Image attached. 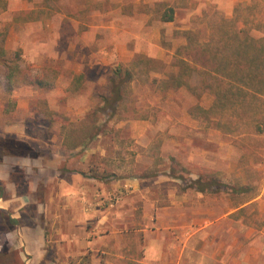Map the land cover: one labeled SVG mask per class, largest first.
Listing matches in <instances>:
<instances>
[{
	"label": "rangeland",
	"instance_id": "rangeland-1",
	"mask_svg": "<svg viewBox=\"0 0 264 264\" xmlns=\"http://www.w3.org/2000/svg\"><path fill=\"white\" fill-rule=\"evenodd\" d=\"M213 1L0 0V49L5 51L1 56L9 59L19 49L21 72L51 84L19 85L9 90L5 78L9 72L0 63V134H8L5 129L17 127L15 122L21 124L25 118L31 135L26 141L39 152L36 160L20 162L27 173L16 172V186L5 184L8 169L0 165V185L4 187L0 199V264H84L86 257L88 264H93L86 253L68 260L59 256L57 247L66 246L62 234L65 226L59 233L62 223L50 217L64 210L81 212L75 198L67 201L68 194L81 186L95 203L91 208L101 207L119 219L126 211L130 214L131 196L141 199L133 202L136 220L120 221L129 229L145 223L141 202L154 201L148 228H169L171 236L164 241L175 246L174 251L167 252L166 264L177 263L179 245L183 247L180 264H219L213 253L215 259L223 253L230 263L233 258L238 264H264V102L247 97L240 100L233 115L227 113L226 120L231 122H217L213 109L204 113L198 108L208 109L214 97L196 89L197 76L190 80L192 89L165 88L164 79L177 72L172 63L177 48L186 41L183 30H200L198 37L210 39L212 50L224 36L229 55L235 49L232 22L254 37L263 34L264 0H242L231 14L216 8ZM169 7L174 9V20L162 24L159 35H139L141 23L129 17L124 26L135 34L127 43L131 51L127 55L123 51L116 56L105 54L115 51L112 43L121 36L93 27L99 21L94 10L121 8L124 15L148 11L144 26L152 27ZM144 38L156 39L159 50L155 52ZM117 66L131 70L133 77L109 117L100 110L101 96L109 94L112 70ZM78 69L81 74L76 73ZM75 145L83 147L85 154L73 157L69 166L66 161L55 169L50 160L56 156L63 161L64 147ZM170 174L218 179L245 193L188 195L183 206H174V194L181 192L179 181ZM36 189L43 203L36 200ZM100 193L103 202H93ZM156 207L168 208L163 212ZM222 212L232 213L229 220L220 217ZM10 213L19 219L20 234ZM207 220L214 222L206 226ZM23 225L28 226L25 238ZM194 226L199 229L192 234ZM100 229L103 232L107 224ZM155 237L151 240L157 248ZM122 240H126L125 235ZM222 244L230 245L228 256L224 255L225 248L215 250ZM248 255L254 259H243Z\"/></svg>",
	"mask_w": 264,
	"mask_h": 264
},
{
	"label": "trees",
	"instance_id": "trees-1",
	"mask_svg": "<svg viewBox=\"0 0 264 264\" xmlns=\"http://www.w3.org/2000/svg\"><path fill=\"white\" fill-rule=\"evenodd\" d=\"M161 20L164 22L173 20L171 7L162 14ZM230 27L235 39V49L232 55L227 54L228 42L226 43L224 36L217 40V44L212 50L210 39L198 37L200 30H183L182 33L185 35L186 41L177 48L172 63L177 67V72L169 73L167 79H164L165 88L172 86L173 88L187 87L192 89L190 80L193 76H197L196 89H199L200 93H208L214 97V101L208 109L198 106L199 110L208 113L209 110L213 109L214 114L218 116L217 122L225 120L226 123L231 122V120H226L227 113L233 115L235 108L240 106V100L254 97L264 102V32L260 37H254L245 27H238L235 22H232ZM2 53L5 51L1 47L0 63L9 72L5 77L9 90L19 85L37 84L50 87L51 84L46 80L44 81V78L33 76L27 71L21 72V67L17 63L19 49L15 50L13 57L9 59L2 57ZM132 77V71L128 68L122 69L120 66L113 68L109 94L101 96L102 106L100 110L103 114H108L110 117L115 113L118 103L122 100L123 88L125 85H130ZM38 157L39 152L25 139L10 134H0V165L7 166L8 169L5 184L10 182L16 186V172L25 175L27 173V168L20 162L25 159L36 160ZM59 171L63 172L62 169ZM170 176L179 181L180 192L193 189L202 194L210 192L245 193L243 189L234 188L229 183L214 178L204 179L202 175L195 178L174 174H170ZM3 191L4 187L0 185L1 200H3ZM38 192L36 189V200L43 203ZM5 208L1 207V209ZM9 218L18 228L20 234L18 217L10 213Z\"/></svg>",
	"mask_w": 264,
	"mask_h": 264
},
{
	"label": "crops",
	"instance_id": "crops-1",
	"mask_svg": "<svg viewBox=\"0 0 264 264\" xmlns=\"http://www.w3.org/2000/svg\"><path fill=\"white\" fill-rule=\"evenodd\" d=\"M137 1V0H136ZM157 0H143L144 3H154ZM211 1V0H208ZM242 0H214V4L216 8L222 9L226 11L228 14H231L233 7L235 4L241 2ZM207 4V0H206ZM24 8V7H21ZM173 9V8H172ZM96 18H98V22L93 23V27L97 29H108L112 35H120L121 37H117L115 42H113V50H115L113 53L108 54L109 52L105 50H101L102 53L105 51L107 53V56H116L118 51H123L126 55L128 52L131 50L128 48L127 43L129 42L130 38H133L135 34L133 35V32L129 31L128 27L124 26L127 25L126 22L130 18L132 19H137L139 23H141V32L139 35L144 34V35H150L151 33H156L159 35V28L162 26V24L166 25L167 23H170L174 20L175 12L173 9V20L164 22L161 20H157L155 23H153L152 27L149 26H144L146 24V21L149 19V14L148 11H143V10H134L133 15L128 14L124 15L123 11L121 8H113L111 10H100L96 9L94 10V13ZM43 21H46L47 18H43ZM38 20V19H37ZM121 23V25H120ZM192 29V27L188 28ZM187 30V29H186ZM144 40L147 43H150L152 46L155 47V52L156 48L159 50V44L156 39H149V38H144ZM100 51V52H101ZM82 71L80 69L77 70V74ZM21 124H17V127L13 128H7L5 129L6 133L12 134L13 136L25 140H29L31 138V135L28 134L26 125L27 121H25V118L23 120H20ZM19 126L21 127L19 129ZM53 142L54 139H52ZM66 147V146H65ZM64 147V152L65 154V159L61 161V159H58L55 156L54 150H52V154H54V158L50 160L52 162V165L55 169H59V165L64 166L63 163L67 164L66 166H69L70 160L73 157L78 156H83L85 154V149L83 147L78 146H71V147ZM83 148V149H81ZM59 150V147H57ZM68 151L72 152L68 154ZM68 154V155H67ZM84 168V164L82 166ZM72 171V170H71ZM73 172H70L72 174ZM4 179V177H3ZM137 182V181H136ZM136 184L135 182H132L131 185ZM83 186L79 187L75 191H72L70 194H68V199L69 202L71 199L75 198L77 202L79 203V206L82 207V211H74V210H64L63 212H54L53 214H50V217H54L55 219L57 218L62 224L59 229V233L61 232L62 225L64 224L65 231L62 233L65 235V244L66 246H58V250L60 251L61 255L63 256V259H69L72 257H79L83 254H89L90 258L92 259L93 264H166L167 259H166V254L168 251L175 249V246L173 244L167 245L165 243V239L167 237L171 236L170 233L171 231L169 228L166 229H153V228H148V215H149V209L150 207L154 208V201L153 203H148L147 200H143L142 203V211L143 214L141 215V219L145 221V223L140 222V226L135 229V227H132L129 229L127 225H124L120 223L122 218H124L126 221L128 220L129 222H133V220H136V217H134V206L133 202L135 200H141L135 199L134 196H131V199L129 201V213L126 211L124 214V217L119 219L120 217L114 216V215H109L108 211L101 210V207L99 208H91L90 205H93L95 203H91L90 199H88L87 191L85 188H82ZM139 191V190H138ZM98 194V192H97ZM102 194V195H101ZM174 194V193H173ZM171 195V194H169ZM191 195L195 197H202V193H199L193 189H187L183 192H181V195L178 194L175 196L174 194V199L172 201L174 206H183L182 201H185L186 196ZM104 196L103 193H100L99 195H96L95 199L97 197ZM97 198L96 200H93V202H96L100 204V202H103L101 198ZM260 198V197H258ZM140 202V201H139ZM89 206H87V205ZM90 207V208H89ZM136 208V207H135ZM139 207H137L138 209ZM168 207H156L157 210H163V212H166ZM235 208L233 212L236 210L240 209ZM220 216L222 218L228 219L229 220V214H232L231 212L224 213ZM36 218V213L34 215ZM119 219V220H118ZM93 220V221H91ZM214 221L213 220H207L205 221V225L208 226V224H212ZM92 224L90 226H87V224ZM121 225H120V224ZM103 224V225H101ZM107 224V229H104L103 232H101V227L105 228ZM133 226V223H131ZM37 225V224H36ZM23 227L21 230V234L23 235V238H25L26 233V225L21 226ZM195 230L193 231L192 234H195L198 231V227L194 226ZM31 229V228H29ZM229 231V229H228ZM32 232L35 234L40 233L39 231H35L32 229ZM191 234V235H192ZM123 235L126 236V240L123 239ZM43 236V235H42ZM131 236V237H130ZM157 240L155 243L157 244V248L154 247V242L151 239ZM40 238V236L38 237ZM163 240V241H162ZM228 242H225L224 244H227ZM224 244L220 245L218 248H216V251H219L221 249H226V254L228 256V251L231 250L230 245L224 246ZM233 245V244H232ZM186 245L184 244V247ZM235 246V245H234ZM199 248H197L198 250ZM239 249V246L237 245V248ZM153 250L157 251L153 253ZM177 253H178V259L176 264L181 263V258L183 254V247L182 245H179L177 248ZM41 254V252H40ZM215 253H213V259L216 262H219V264H238L236 263L235 259H231V263L229 261V257L223 256L221 258H214ZM39 258H42V255L39 256ZM248 260V258H253L252 256L249 257L246 256L243 259ZM88 259L89 257H86V262L84 264H88ZM254 259V258H253ZM257 262V261H256ZM254 262H249V264H257ZM63 264H68L67 262H64Z\"/></svg>",
	"mask_w": 264,
	"mask_h": 264
}]
</instances>
